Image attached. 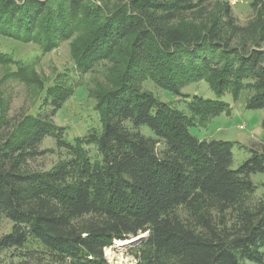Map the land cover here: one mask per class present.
Instances as JSON below:
<instances>
[{"label": "trees", "instance_id": "1", "mask_svg": "<svg viewBox=\"0 0 264 264\" xmlns=\"http://www.w3.org/2000/svg\"><path fill=\"white\" fill-rule=\"evenodd\" d=\"M254 4L256 17L241 26L228 3L0 0L3 35L43 50L77 35V69L106 65L91 89L99 132L69 141L49 116L26 114L0 137V222L11 223L0 252L12 250L9 264H111L105 248L143 233L129 246L133 264L263 262L264 184L257 196L251 175L264 173V142L233 169L232 142L190 132L228 112L226 102L193 95L187 114L144 88L151 81L178 96L202 81L218 97L247 91L246 108L264 110V0ZM24 79L40 81L35 72ZM72 92L63 81L47 87L51 115ZM46 137L67 155L41 170L31 162Z\"/></svg>", "mask_w": 264, "mask_h": 264}, {"label": "rangeland", "instance_id": "2", "mask_svg": "<svg viewBox=\"0 0 264 264\" xmlns=\"http://www.w3.org/2000/svg\"><path fill=\"white\" fill-rule=\"evenodd\" d=\"M202 5H217L228 3L237 24L244 26L256 17L259 6L254 0H195ZM77 35L58 43L51 50H43L41 46L32 41H23L14 37H7L0 33V52L10 56L14 61L0 62V114H5L6 124L0 127V137L4 136L11 126L26 114H40L50 117L58 127L64 129L65 138L69 141L76 137L83 138L92 132H99L101 123L99 114L95 109V98L92 90L99 81H104L106 65H99L96 71L81 73L77 69L72 53V44L77 40ZM22 67L24 76L20 75ZM36 76L42 80L44 89H40L39 80L24 79L26 76ZM54 81H63L72 87V95L51 115V99L45 100V92ZM144 88L153 93L162 101L169 102L179 110L189 114L186 102L193 95L204 98L221 99L227 103L228 112L210 117L204 125L193 126L190 132L198 138H215L233 143V161L231 168H237L251 155V148H260L264 142V128L262 119L263 109L246 108L247 91H241L238 98L234 99L230 93L218 97L210 87L200 81L190 83L181 89L180 94L173 95L156 86L151 81L144 83ZM142 132L150 135L147 127L141 128ZM45 153L38 156L31 165L34 168L47 170L53 167L59 159L67 155L65 149H59L53 138L46 137L40 145ZM90 157L100 158L94 144L85 145ZM251 180L258 185L256 195L263 193L264 173L251 175ZM11 223L2 218L0 222V235L9 231ZM141 235V234H140ZM138 235V236H140ZM128 240V239H127ZM126 241V240H125ZM125 241H115L105 248L104 255L111 264H133L135 257L129 245H122ZM120 243V244H119ZM264 251V247L262 248ZM12 250L0 252V264H9ZM16 261V257H13ZM244 264H264L244 260Z\"/></svg>", "mask_w": 264, "mask_h": 264}, {"label": "water", "instance_id": "3", "mask_svg": "<svg viewBox=\"0 0 264 264\" xmlns=\"http://www.w3.org/2000/svg\"><path fill=\"white\" fill-rule=\"evenodd\" d=\"M147 236V233H143V234H141L140 236H133V237H130V238H128V241H126L125 242V244L124 245H134V244H136V243H138V242H140L141 240H143V238L144 237H146ZM123 245V244H122Z\"/></svg>", "mask_w": 264, "mask_h": 264}, {"label": "bare ground", "instance_id": "4", "mask_svg": "<svg viewBox=\"0 0 264 264\" xmlns=\"http://www.w3.org/2000/svg\"><path fill=\"white\" fill-rule=\"evenodd\" d=\"M126 241H128V240H126ZM126 241H125V242H126ZM125 242H123V245L125 244ZM119 244H120V243H119Z\"/></svg>", "mask_w": 264, "mask_h": 264}]
</instances>
